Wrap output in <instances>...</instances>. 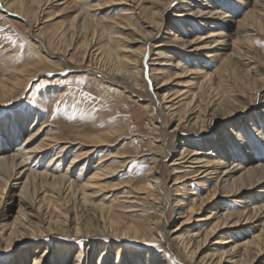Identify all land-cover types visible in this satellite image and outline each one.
I'll return each instance as SVG.
<instances>
[{"label":"bare ground","instance_id":"6f19581e","mask_svg":"<svg viewBox=\"0 0 264 264\" xmlns=\"http://www.w3.org/2000/svg\"><path fill=\"white\" fill-rule=\"evenodd\" d=\"M57 1L62 0H0L1 11L24 22L33 39L38 41L34 49L41 55L39 62L18 68L0 54V113L18 102L30 83L46 73L42 64L47 63L48 58L57 60L61 70H71L79 57L81 60L78 61L85 63L88 69L93 68L98 78L109 79L113 84H120L121 80L127 82L125 87L122 86L124 92L135 88L149 91L158 98L155 108L150 111V117L158 121L157 128L153 129L158 134L154 142L160 140L161 130H168V123L174 127L164 141L160 140L159 151L148 154L151 155L149 168L143 180L117 183L114 181L123 171L120 167L147 154L111 152L116 148L118 137L122 138L124 134L121 128L109 122L97 132L89 133L87 130L95 125L71 129L45 121L22 145L13 138L12 131L1 133L8 141V149L0 153V254L11 256V261L4 259L0 264H21L27 255H33L32 264H67L75 246L77 251L71 264H83L85 257L87 264H110L109 259L113 256L116 264L264 263V222L261 233L252 239L237 242L222 235L226 231L244 229L260 219L264 221V201L255 206L247 198L248 193L256 197V190L264 185V164H249L254 158L241 132L255 131L254 123L264 124V103L249 113L242 109V117L236 119L237 106L232 103V93L228 92L222 77L219 79L217 73L208 72L201 60L207 55L216 58L222 52L220 46L225 44L222 30L231 28L230 16L206 0H196L204 2L200 6H206L209 11L198 5L195 10L188 11L189 17L200 21L198 24L203 27L212 20L210 28L215 29V25L218 29L195 35L192 39H182L173 33L176 25L169 11L175 3L191 6L195 0H100L98 4H93L92 0H79L77 13L67 25L53 23L59 15L47 11L52 2ZM123 5L128 8L123 9V20L119 22L106 16L98 20L95 16V11L103 7ZM262 10L263 7L255 12L256 15L252 12L238 23L235 46L232 52L222 54L220 60L221 71L230 86L238 96L250 102L251 107L259 98H264V79H256L253 75L258 69H264V53L252 49L247 36L250 31L264 35V23L257 16V13L263 15ZM133 13L147 25L145 31L126 20ZM46 14L49 20L43 22ZM50 21H53L50 26L54 29L46 37L42 25ZM105 23L111 25L106 27ZM111 27L130 30L136 36L118 37L108 32ZM166 29L173 44L168 47L157 45L154 41ZM35 33L44 36V41L36 39ZM118 42L139 46L130 51ZM181 49L186 53H181ZM153 53L157 56L154 61L159 63L149 64ZM164 66L173 70L166 69L163 73L161 67ZM162 74L167 78L161 82ZM196 75L200 76L199 80ZM113 84H109L104 92L113 93ZM170 85H176V91L163 93ZM64 97L63 93L60 100ZM253 113L252 120H248ZM9 117L11 124L13 120L19 121L17 128L20 127L21 135L32 129H24L23 114H10ZM36 118L41 119L39 115ZM260 134L264 143V134ZM141 137L147 140L145 136ZM100 148H104L102 158L90 166V158ZM72 150L73 158L68 168L61 169L63 159ZM235 150L247 157L248 166L235 161ZM54 151H57L55 155L42 167L40 163ZM167 159L170 160L168 168L174 175L188 173L182 181L186 183L183 189L187 198L175 197L177 185L181 183L177 177L174 184L166 188L158 167ZM34 160L36 163L32 164ZM196 181L203 182L201 194L193 192ZM122 189L129 192L119 195L124 201L122 207L117 208V202L111 198ZM107 193L109 196L105 197ZM232 198L236 205L242 206L238 217L226 211L223 202ZM146 201L159 207L158 219L149 225L134 220L131 214L141 211L138 207ZM72 203L74 207L70 209ZM15 206L17 211L13 214ZM169 213L175 214L177 226L166 230L164 239L159 226ZM209 221L213 224L204 231L202 238L190 230L194 222ZM183 230L185 234L180 233ZM52 234L60 235L57 241L61 243L53 251L40 243ZM217 237L221 238L220 249L206 254L207 247L214 245L212 242ZM26 243L28 249H18ZM95 246L98 249L94 254L98 258L93 261L90 254Z\"/></svg>","mask_w":264,"mask_h":264},{"label":"rangeland","instance_id":"374dc122","mask_svg":"<svg viewBox=\"0 0 264 264\" xmlns=\"http://www.w3.org/2000/svg\"><path fill=\"white\" fill-rule=\"evenodd\" d=\"M65 5H60L62 2H65ZM93 4H98L100 0H92ZM211 5H213L215 8L219 9L222 13L229 15L228 18L231 23L230 29H224L222 30L223 38L222 40L225 41V44L223 46H220L222 49L220 52V55L214 58L213 56H205V58H201L205 62V69L210 73H217V77L219 79H223L225 87L228 89V92L231 94V100L232 103L237 106V109L235 110L234 117L236 119L242 117V109L246 110L245 112L249 113L251 110L256 109L259 104L264 103V98H259L257 100V103H255L254 106H250V102H246L244 98L237 95L235 90L232 86H230V82L228 81L227 76L224 74L223 71H221V55L225 52L228 54L232 52L233 47L235 46L236 39H237V27L238 23L241 21H244L246 18H248V15L252 12L258 11L263 7L262 10V16H260L257 13V16L259 19H261L264 23V0H206ZM199 1V3L195 0L194 4L191 6H181L178 3H175L169 13L173 15V20H175L176 29H172L173 33L178 35L180 38L185 39L183 37H186L187 39H192L195 35H205L209 32L216 31L218 29V26L213 25V28H210L211 24L209 22H212L210 20L207 24V26L203 27L200 26L198 23L200 21L192 20L194 18L189 17V10H195L196 6L199 5V8L202 10H208L206 6H200L202 3ZM257 2V4H256ZM259 2V3H258ZM48 7L47 11L53 12L54 14H58L59 16L56 17L55 21L46 22L42 25L43 27V33L47 37L50 35V33L53 32V29L50 24L53 23H62V24H69V21L76 15L77 8L79 5V0H62L57 2H52ZM259 4V5H258ZM146 5H149L148 3ZM212 6V7H213ZM261 8H260V7ZM213 7V8H214ZM124 8H128V5L123 6H110V7H103L102 9L95 11V16L98 20H102L104 16L111 19V21H121L123 20V16L121 15L124 11ZM46 11V12H47ZM209 11V10H208ZM256 15V14H255ZM131 16V17H130ZM128 16V20L131 24L136 26L139 30L142 32L146 29V24L143 22L142 19L138 17L135 13ZM44 20H49L48 14L44 15ZM55 18V17H53ZM235 21V22H234ZM177 22V23H176ZM109 26L111 23H105L104 26ZM49 26V27H48ZM27 27L25 26L24 22L21 20L16 19L14 16H11L3 11L0 10V54L2 57H5L8 59L9 64H13L14 66L18 68H23L27 64H32L34 62H39V53L37 52L35 47L38 46V41L33 39L31 34L28 32ZM109 33H115L118 37H135L130 30H124L119 29L117 27H111L108 31ZM169 30L166 29L163 31L162 35L158 37L154 42L158 44H164L166 47L171 46L173 42H171L168 38H170ZM35 38L38 39L40 42L44 41V36L37 35V33L34 34ZM247 39L250 41V44L252 45V49H255L258 52L264 53V35H257L254 32H248ZM119 46L125 47L127 50H135L138 48L139 44L130 43L125 44L123 42H118ZM33 46V47H32ZM171 48V47H170ZM34 49V50H33ZM180 50V49H179ZM182 50V49H181ZM181 53H186L185 50H182ZM13 54V55H12ZM13 56V57H10ZM156 54L153 53L152 57H150L148 63L149 64H156V62L159 63V61H154V58H156ZM1 58V57H0ZM10 58V59H9ZM14 58V59H13ZM6 59V60H7ZM35 59V60H34ZM47 59V58H46ZM76 64H73V69L71 70H61V68H58L57 60L48 58L47 63L42 64L47 69L46 73L44 75L39 76L36 80L32 81L30 83L29 89L26 92V94L15 104L12 106H9L8 108H4L1 110L0 113V153L3 149H8L7 142L1 133H6L7 131H12L13 138L17 140V143L22 145L25 141L27 136L30 133L35 132L36 128L41 126L45 121H48L50 123L53 122L55 125H61V126H67L72 127L71 129H74V127H79L82 129H86L90 125H95L96 127H91L87 130L89 133L97 132L99 128L105 127V122H109L110 125L114 127H119L122 130V133L124 134L122 138L118 137V140L116 141V148L115 149H109L111 152L115 153H128L131 154L133 152L138 153H146L147 155L145 157H142L139 160H135L132 163H128L126 167H120V170H123L121 173V177L117 178L114 183L121 182V181H129V180H137L141 179L143 180L144 177L147 174L148 168H149V161L151 155H148L153 152H158L161 147V141H164V139L167 138L166 134L168 131L172 130V127H174V124L168 123V121H165L168 123V130L166 131L161 130L160 134V140L158 142H154L153 139H155L156 134L154 132V128L158 126V121L153 120L150 117V111L152 108H155L157 99L154 98L149 91H142L135 88H131L129 92L123 91V87L126 86L127 82L120 81V84H113L110 83L109 79H101L98 78V74L94 71L93 68H86L85 63H81L78 60L79 57H76ZM215 61V62H214ZM184 62H188L184 61ZM247 64V63H246ZM196 67H200V65L194 64ZM246 67V66H245ZM1 69L2 64L0 60V75H1ZM162 72L164 73L166 69L169 71L173 70L170 66H164L161 67ZM220 71V73H219ZM48 72V73H47ZM148 74H150L148 70ZM163 75V74H162ZM253 75L256 79H264V69H258L257 71L253 72ZM198 77V75H196ZM167 78V75H163L160 78V81L162 82V79ZM200 79V76L197 78V80ZM109 84H113L112 88H114L113 93L107 94V92H104L105 88L109 86ZM123 86V87H122ZM177 87L176 85H170L165 87L163 90L167 93H173L176 91ZM65 94V97L62 100H60V96L62 94ZM252 101V100H251ZM254 103V102H253ZM20 113L25 116V127L24 129L32 128L30 131L26 132L25 134L21 135L20 127L17 128L19 125L18 120H13L12 124L10 123V114ZM39 115L41 119H37L36 117ZM254 113L251 114L248 120H252ZM246 119V120H247ZM15 121V123H14ZM240 121V120H237ZM255 131L250 130L249 132L241 131L244 135V138L247 142V147L249 148V151L252 153V156L254 158L253 161H250L249 164H254L255 162H261L264 164V143H262L261 134L260 132H263L264 134V124L262 123H254ZM86 127V128H85ZM261 128V129H260ZM136 129V130H135ZM25 132V130H23ZM138 134L137 136H134L133 134ZM217 131V130H215ZM23 132V133H24ZM159 133V132H158ZM250 133V134H249ZM248 134V136H247ZM141 136H145L147 140H143ZM195 136V135H193ZM247 136V137H246ZM12 138V137H11ZM247 138V139H246ZM250 141V142H249ZM104 148H100L90 159H91V165L93 166L102 158V151ZM108 151V149H106ZM58 151V150H57ZM57 151L49 153L43 161L40 163L42 167L46 166L51 158L55 155ZM208 151V150H207ZM236 151V150H235ZM235 161L238 163H241L244 166H248L247 164V157L241 152L236 151L235 153ZM243 154V155H242ZM210 157V156H209ZM73 158V150L69 152L63 159V163L61 166V169L66 170L68 168V164L70 163V160ZM35 160L32 162V164H35ZM39 164V165H40ZM170 164V160H164L161 162V164L158 167L159 172L163 174L164 184L166 188L168 189L174 184V178L177 177L179 179L180 185H177V195L175 197L181 198L186 196L183 186L186 184L182 181L185 180L188 173H180L177 175H174L170 169L168 168V165ZM119 166H122V164H119ZM126 169V170H125ZM125 170V171H124ZM78 172V169L75 173ZM188 182V181H187ZM190 182V181H189ZM202 181H196L193 183V192L196 194L202 193ZM16 187V186H15ZM17 189V187L15 188ZM127 190V191H126ZM18 191H16L17 193ZM122 192H129L128 189H122L121 191H118L115 195L112 196L111 200H114L117 202V208L122 207V201L124 199H120L119 195H123L126 193ZM257 196L253 197L250 195V193L247 194L248 201L252 203L255 206H259L263 204L264 201V185L261 186L259 189L256 190ZM135 194V197L138 199L141 198V195ZM109 196V194H105V197ZM193 197V196H191ZM246 197V195H245ZM250 199V200H249ZM140 202V201H139ZM226 211L233 214L235 217H238V214L242 212V206L237 203L232 198L231 200H224ZM239 204V205H238ZM70 209L74 207V204L72 203L69 205ZM64 208V206H63ZM138 208L141 209L139 212H133L131 213L133 215V219L142 222L146 225H149V223L154 220L156 221L158 219L159 215V207L157 204L146 201V204L143 206H139ZM119 210V209H118ZM17 211V207H13L12 213L15 214ZM175 214L169 213L167 218L163 219L159 226V232L163 238H166V230H173L176 228V222H175ZM262 219L257 221L255 224L250 225L248 227H245L244 229L238 228L234 231H226L223 233V237L226 239H230L231 241L241 242L246 239H252L254 236L261 233V230L263 229ZM213 224L212 221H209L207 223L203 222H194L193 225H191L190 230L198 237L202 238L204 237V231L211 227ZM188 230V228H185ZM181 234H185L186 231H181ZM60 235L52 234L49 239L41 240L40 243L44 248H50L51 251L55 250L56 247H59L61 243L58 240ZM32 240V239H31ZM221 242V238L217 237L213 240L212 244L207 247L205 253L206 254H213L217 250L220 249L221 245L218 242ZM58 242V244H57ZM34 243V242H32ZM38 243V242H37ZM29 244H25L24 247L22 245L18 249H24L27 248ZM98 247H94L92 250V253L90 254L92 260H97V254H94V250H97ZM45 250V249H43ZM77 248L75 246V250H72L71 253H69V261L67 264H71L72 257L76 253ZM43 252V251H42ZM161 253V252H160ZM10 257V258H9ZM4 259H11V256H5L3 254H0V262ZM33 255H27L22 259L21 264H32ZM85 262L83 264H87L86 257ZM11 261V260H10ZM110 264H116L115 257L109 259ZM20 264V263H18ZM264 264V263H262Z\"/></svg>","mask_w":264,"mask_h":264}]
</instances>
